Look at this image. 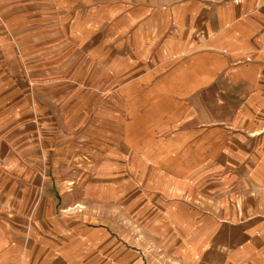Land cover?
<instances>
[{
  "label": "crops",
  "instance_id": "1",
  "mask_svg": "<svg viewBox=\"0 0 264 264\" xmlns=\"http://www.w3.org/2000/svg\"><path fill=\"white\" fill-rule=\"evenodd\" d=\"M47 1L22 19L0 0V112L18 131L67 135L77 128V79L67 74L81 64L91 80L106 74L86 83L108 88L95 104L112 103L115 74H126L118 90L128 116L154 108L140 130L158 140L129 150L137 184L154 194H139L136 212L152 216V229L120 240L107 223H89L94 216L34 208L54 200L53 182L26 169L18 176L8 157L17 147L0 145V264H264L263 2L245 10L246 0ZM9 3L15 14L31 8ZM114 18L121 28L104 32ZM34 186L45 191L34 196ZM40 213L47 223L16 219Z\"/></svg>",
  "mask_w": 264,
  "mask_h": 264
},
{
  "label": "rangeland",
  "instance_id": "2",
  "mask_svg": "<svg viewBox=\"0 0 264 264\" xmlns=\"http://www.w3.org/2000/svg\"><path fill=\"white\" fill-rule=\"evenodd\" d=\"M256 1L264 4V0H246L243 7H247L245 10H248ZM48 2L30 0L31 8L23 7L21 12L15 14L9 0H2V11L12 16H21L22 19L37 17L34 13L37 14L39 11L35 10L45 8ZM34 5L36 7L32 8ZM77 13L82 19L88 18L89 15L87 9L83 7H79ZM258 14H264V8H260ZM118 21L119 19L114 18L113 26L109 24L103 31L109 33L114 27L117 32L116 27L121 28V25L116 24ZM115 60L120 64L119 57H115ZM77 68V73L67 74L71 79H77V120L70 122L72 126L77 127L76 130L61 135L54 129H43L40 131L41 134L32 135L29 130L14 129L13 117L0 112V145L12 144L17 147L12 149V154L9 153L8 157L11 161L18 162V176H22L26 169L28 176L32 173L35 179L45 178L53 182L49 192L54 200L48 204L40 201L34 208L40 211L53 209L56 214L67 215L77 212V216L81 213L87 218L94 216L99 220L93 217L96 222L89 223L98 225L107 223L116 231L118 239L122 240L121 235H125L129 236V240L138 242L139 235L143 237L142 230L147 235L149 229H152L150 227L152 216L140 217L136 214L137 209L143 204L139 197L143 195L153 197L154 194L151 191L146 192L145 187L148 189L149 185L137 184L138 176L135 174L138 159L129 153V150L139 140L147 147L153 146L158 140L153 133L144 131L142 134L140 130L148 128L145 125L149 122L147 119L153 116L154 108L143 106L146 107L143 108L146 120L145 117L138 119L140 116L137 115L136 118L133 115L128 116L127 106L122 102L123 94L120 89L118 90L126 74H115L113 88L108 90L107 94L112 103L106 104L105 100H101L100 104H95V101L104 97L105 94L102 92L108 88L97 91L86 83L98 81L99 78L105 79L106 74L94 73L91 80L90 73L81 71L86 68L83 64L77 65ZM78 83H81V86ZM216 111V105L211 106V113ZM4 150L5 148H2L3 157L6 155ZM146 170H141L144 180L149 178L153 180L152 173ZM131 172L134 173V179ZM142 177L140 180H143ZM43 190L41 186H34V196L45 191ZM152 208L153 206L147 210L148 214ZM16 219L19 224H22V221L26 222V219L37 221L38 224H41L42 220L47 223L41 213L33 218Z\"/></svg>",
  "mask_w": 264,
  "mask_h": 264
}]
</instances>
